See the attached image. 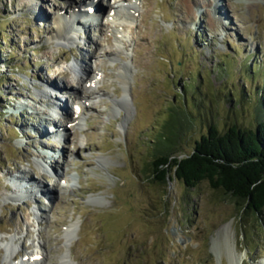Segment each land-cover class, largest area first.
Here are the masks:
<instances>
[{
	"label": "rangeland",
	"instance_id": "1",
	"mask_svg": "<svg viewBox=\"0 0 264 264\" xmlns=\"http://www.w3.org/2000/svg\"><path fill=\"white\" fill-rule=\"evenodd\" d=\"M133 1L85 23L90 0H0V264L13 234L17 260L45 239L42 264H264V214L145 171L165 119L180 155L210 125L264 120V0H138L132 22ZM72 65L97 76L87 102Z\"/></svg>",
	"mask_w": 264,
	"mask_h": 264
},
{
	"label": "trees",
	"instance_id": "2",
	"mask_svg": "<svg viewBox=\"0 0 264 264\" xmlns=\"http://www.w3.org/2000/svg\"><path fill=\"white\" fill-rule=\"evenodd\" d=\"M163 122L145 170L153 181L165 184L173 174L196 187L207 180L232 196L245 213L264 214V120L256 127L233 124L225 131L210 125L187 155H180L176 144L182 127L170 119Z\"/></svg>",
	"mask_w": 264,
	"mask_h": 264
},
{
	"label": "bare ground",
	"instance_id": "3",
	"mask_svg": "<svg viewBox=\"0 0 264 264\" xmlns=\"http://www.w3.org/2000/svg\"><path fill=\"white\" fill-rule=\"evenodd\" d=\"M79 1V0H78ZM90 1H92V0H90ZM103 1V0H102ZM120 1V0H119ZM134 1H136V3H133ZM133 2H130L129 4H127L125 7H124V9H122V12L124 11V13L127 15V17H128V20L129 21H135V17H136V15L138 14V12L139 11H137L138 10V7H139V1L138 0H134ZM183 1V4H184V8L186 9V11L185 12H192V5H191V0H182ZM103 3V2H102ZM131 3H133V4H131ZM104 4V3H103ZM83 5L81 4V6H80V12L82 11V9H83V7H82ZM89 6H91V4H89V5H87V7H89ZM222 7H223V5H221ZM102 7L101 6H99V8H97L96 10H98L96 13H95V15H92L93 17H95V16H97V15H99L101 12H102V9H101ZM84 10V9H83ZM121 9H116V10H114V13H113V15L115 14L116 16H118V12L120 11ZM86 13V14H84V13ZM83 15H88V12L86 11H82L81 12ZM114 15V16H115ZM89 16H91V15H89ZM113 16V17H114ZM73 18L75 19H73L74 21L73 22H76V21H79L78 20V16H74V14H73ZM210 20L213 22V24H217V22H216V19H215V17L213 18V17H211L210 16ZM56 21H58V23L59 22H65V19L63 18V17H60V16H58L57 17V20ZM89 21H91V20H89ZM86 23V22H85ZM85 23H82L81 24V27L82 26H85ZM77 24H79V22L77 23ZM61 24H59V26H60ZM61 29V32L63 31V29L62 28H60ZM65 30V29H64ZM117 30V29H116ZM115 29H114V31H116ZM60 32V33H61ZM71 33H73V30L72 31H70ZM117 32H119V31H117ZM117 32H115V37H116V33ZM74 34V33H73ZM71 36V35H70ZM116 39H118V37H116ZM109 41H111L110 39H109ZM110 54V53H109ZM96 55V53L94 52V56ZM129 68V66L127 65V69ZM70 69H72V70H74L75 71V78H76V80H78V83H80L81 85H82V87H83V89H81V90H79V91H77V96H78V98L79 99H81V100H88L90 97H91V95L94 93V91H95V86H96V84H95V82H96V80H95V77L93 76H91L90 74H88L87 73V71H86V69H85V67H82L81 68V70H78V69H76V67L74 66V65H72V66H70ZM91 76V77H90ZM125 76L126 75H124L123 76V81L125 80L126 81V78H125ZM67 84V83H66ZM68 85V84H67ZM98 89V88H97ZM125 90H127L126 88H125ZM129 94H128V91H126L125 92V94H124V96H123V98H122V101L120 102V103H122L123 105H126V104H128V100H129ZM127 106V105H126ZM60 110H61V112H62V114H64V115H66L67 113H68V109H61V107L59 108ZM59 120V118H57V117H54L53 118V121H52V123H54V124H58L60 121H58ZM58 122V123H57ZM59 125H61V124H59ZM59 125H57V126H59ZM47 152H48V150H47ZM43 154H44V156H46L45 154H46V152L44 151L43 152ZM53 170H55V171H58V168L57 167H53ZM27 173H29V172H27ZM27 175H29L30 176V174H27ZM24 178H25V176H23ZM22 177V178H23ZM31 179L33 180V182H35V183H37V182H39V183H43V182H41L40 180H35V179H33L32 177H31ZM15 180L17 181L16 183H18V186L20 185V187H22V188H24L25 190H26V192L29 194V192L30 191H32V193H33V190H31V189H29V188H27V187H24V185H22V182L21 183H19V181L21 180V179H19L18 177H16L15 178ZM27 183V180H24V183ZM28 184V183H27ZM38 184V183H37ZM39 185V184H38ZM44 184H42V186H43ZM58 184L57 183H55L54 182V187L55 186H57ZM40 186V188H42L43 190H45V192L44 193H46V194H48V192H49V188H47V187H42L41 185H39ZM28 187H29V184H28ZM40 188H39V190H37L36 192H42V191H40ZM29 189V190H28ZM18 190V189H17ZM35 191V190H34ZM19 192V191H18ZM31 193V194H32ZM50 193V192H49ZM18 194H20V193H18ZM30 195V194H29ZM40 214H42L43 212L42 211H38ZM45 220V219H44ZM41 222H42V220L41 221H39V224H41ZM3 240H5L3 243V247L5 248V253H4V259H3V264H42V261H41V259L42 258H44V254L47 252V243H46V241H45V239H43L41 242H39V245H38V250H36V252H29L28 251V247L27 248H24L23 250H22V253H21V256H22V259H20V260H17V257H18V247H19V245L21 244V241H20V237H18L17 236V234H13V235H11L10 236V238L9 239H7V238H3ZM3 248V249H4ZM70 248H71V246H70ZM1 252V251H0ZM52 252V251H51ZM29 253V254H28ZM42 254V255H41ZM64 254H66V253H64ZM69 254V256H68V259H69V261H68V259H67V256L66 255H63L62 257H61V259H62V264H73L72 263V261H71V259H70V253H68ZM21 258V257H20ZM17 260V261H16Z\"/></svg>",
	"mask_w": 264,
	"mask_h": 264
}]
</instances>
